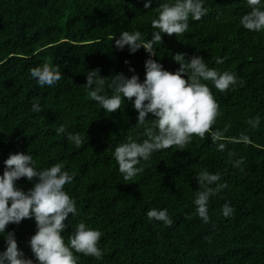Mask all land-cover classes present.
Wrapping results in <instances>:
<instances>
[{"label":"trees","instance_id":"1","mask_svg":"<svg viewBox=\"0 0 264 264\" xmlns=\"http://www.w3.org/2000/svg\"><path fill=\"white\" fill-rule=\"evenodd\" d=\"M145 2L0 0V176L11 154H30L37 170L63 163L74 177L64 191L76 207L64 222L65 243L79 223L102 233V258L74 252L77 264H264V30L240 25L251 11L246 0H203L207 11L199 21L190 16L185 33L162 36L152 59L164 70L179 69L175 54H184L186 61L197 55L210 69L234 74L237 83L219 92L212 82L201 81L219 105L212 130L223 133L221 140L193 136L183 149L154 152L137 165L144 171L125 181L114 149L129 137L146 139L149 122L136 126L138 113L128 101L116 113H106L83 86L87 72L96 69L102 78L135 74L143 82L148 53L140 48L130 54L127 46L118 50L115 40L122 31L152 39L154 9L170 0H152L149 9ZM260 7L264 10V0ZM217 58L223 62L216 63ZM44 63L58 65L63 76L50 87L39 86L29 72ZM103 94L111 95L107 89ZM34 103L40 112L32 111ZM256 117L260 122L253 128L249 121ZM61 125L65 132L58 134ZM77 133L83 138L79 147L67 139ZM239 160L243 163L234 166ZM202 170L227 184L209 198L208 223L194 204L195 178ZM34 183L16 181L25 193ZM225 204L233 209L227 218L221 212ZM154 208L167 210L170 227L148 220ZM36 231L34 217L9 224L0 233V253L11 232L25 258L38 264L30 248Z\"/></svg>","mask_w":264,"mask_h":264},{"label":"clouds","instance_id":"2","mask_svg":"<svg viewBox=\"0 0 264 264\" xmlns=\"http://www.w3.org/2000/svg\"><path fill=\"white\" fill-rule=\"evenodd\" d=\"M246 3L251 11L240 18V25L248 31L264 30L261 0H246ZM151 4L152 0H147L144 8H151ZM154 10L158 13V18L151 21L152 28L156 30L152 32L151 40L143 41L140 31H122L119 39L115 40L118 50L127 46L130 54L140 48L148 53L143 82L135 74L126 77L120 73L102 78L100 70L96 69L87 72V82L83 86L89 90L91 99L106 113H116L122 103L128 101L138 113L136 126L149 122L144 132L146 139L136 142L129 137L127 142L114 149V158L125 181L143 172L144 169L137 165L142 160L148 161L154 152L173 146L183 149L193 136L204 139L206 134H210L213 143L221 140L223 133L212 130L219 115V105L211 89L201 81L212 82L219 92H226L237 83L234 74L210 69L201 56L193 55L186 61L184 54H175L173 60L179 64V69L174 73L164 70L162 64L152 59L156 57L154 45L162 44L164 34L169 37L182 35L188 30L190 16L199 21L206 14L203 0H170L160 3ZM222 62L220 58L216 59V63ZM129 71L134 72V69L129 68ZM29 72L41 87L53 86L63 77L60 67L49 63L30 68ZM106 89L111 95L103 94ZM40 110L39 103H34L32 111L38 113ZM150 114L154 119L147 120ZM259 122V117L249 121L253 128ZM64 132L65 127L61 125L57 133ZM67 139L77 147L83 142L78 133L69 134ZM240 139L244 142L249 140L247 136H241ZM224 148L223 143L218 145V150L223 151ZM241 163L243 160L236 161L234 166L238 167ZM4 164L5 171L0 176V233H5L9 224L18 225L23 220L34 217L37 231L30 239V248L38 264H77L74 252L102 258L103 253L98 247L102 233L86 227L84 223L72 226L73 231L68 237V243H65L62 235L66 228L64 222L69 214H76V207L75 201L64 191L65 185L74 177L63 170V163L37 170L30 154L18 153L11 154ZM21 178L35 181L26 193L16 185V181ZM195 179L199 186L194 199L196 212L204 223H208L209 198L226 188L227 184H219L220 176L210 174L207 170L200 171ZM214 184L217 186L211 187ZM221 212L227 218L233 214V209L225 204ZM146 215L149 221H160L168 227L173 223L166 209L154 208ZM5 241L7 247L6 251L0 253V264H33L19 250L14 233H7Z\"/></svg>","mask_w":264,"mask_h":264}]
</instances>
